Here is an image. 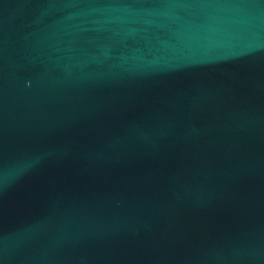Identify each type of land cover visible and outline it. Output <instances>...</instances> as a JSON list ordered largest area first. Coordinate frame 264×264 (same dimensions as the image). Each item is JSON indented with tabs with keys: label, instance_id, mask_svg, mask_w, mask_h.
<instances>
[{
	"label": "water",
	"instance_id": "1",
	"mask_svg": "<svg viewBox=\"0 0 264 264\" xmlns=\"http://www.w3.org/2000/svg\"><path fill=\"white\" fill-rule=\"evenodd\" d=\"M0 264H264V0H0Z\"/></svg>",
	"mask_w": 264,
	"mask_h": 264
}]
</instances>
